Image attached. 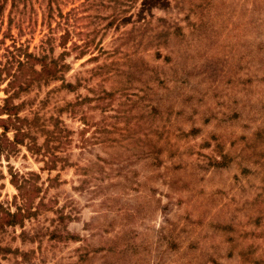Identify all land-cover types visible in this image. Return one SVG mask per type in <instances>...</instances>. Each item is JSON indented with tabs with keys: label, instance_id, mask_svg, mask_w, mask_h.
Returning <instances> with one entry per match:
<instances>
[{
	"label": "rangeland",
	"instance_id": "374dc122",
	"mask_svg": "<svg viewBox=\"0 0 264 264\" xmlns=\"http://www.w3.org/2000/svg\"><path fill=\"white\" fill-rule=\"evenodd\" d=\"M17 1L0 264H264V0Z\"/></svg>",
	"mask_w": 264,
	"mask_h": 264
},
{
	"label": "trees",
	"instance_id": "16d2710c",
	"mask_svg": "<svg viewBox=\"0 0 264 264\" xmlns=\"http://www.w3.org/2000/svg\"><path fill=\"white\" fill-rule=\"evenodd\" d=\"M9 1L10 4V8H9V22L13 21L11 13L12 11L16 8L17 6V0H5V2ZM4 7V3L0 2V12H2ZM76 11H78V7L77 8H73L72 10H69L67 12H63L62 9H60L59 7H49L48 8V12L45 15V18H47L48 20V30H50V34L51 32H53L54 27L50 26L51 21H55L56 24H63V32L61 34H59V43L58 45L63 47V50L61 51L60 55L61 57L63 55H66L69 50H67V48H65L67 42H68V38L70 37V33H71V28L66 27L67 23L72 24L75 20L77 21V19L79 18L76 15ZM74 14L76 15V17H74ZM73 26V25H72ZM78 33V32H77ZM51 35H48L45 39H43L44 41H47V39L50 38ZM74 45H76L78 48H80V52L78 53L77 56H81L84 52L85 49H82L81 46H88V43L86 44L85 42H82V44L77 43L76 41H73ZM86 44V45H85ZM87 48V47H85ZM27 57H32L35 60H40L41 62V66L40 69H34L35 72L39 75V76H56L58 74V72L60 71V67H68V65L66 63H60L56 60V59H51L49 62H47L45 60V56L39 58L31 53H27L26 55ZM22 61L20 60L19 63H21ZM1 70V68H0ZM0 80H1V73H0ZM6 89V88H5ZM10 97H12L9 93L6 97L3 98V102L0 104V126L3 129V133H6L9 125H7V122H11V121H15V120H21L22 118L19 117L18 112H17V105L14 103H11V101L9 100ZM2 115H6V117H2ZM14 130L19 131V126H15ZM8 139V138H7ZM9 141L13 142V141H17L16 136L14 135V139ZM2 146H1V140H0V150H2Z\"/></svg>",
	"mask_w": 264,
	"mask_h": 264
}]
</instances>
